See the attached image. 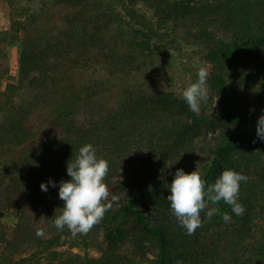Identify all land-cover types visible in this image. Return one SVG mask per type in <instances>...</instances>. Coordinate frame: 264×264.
Wrapping results in <instances>:
<instances>
[{
	"label": "rangeland",
	"instance_id": "rangeland-1",
	"mask_svg": "<svg viewBox=\"0 0 264 264\" xmlns=\"http://www.w3.org/2000/svg\"><path fill=\"white\" fill-rule=\"evenodd\" d=\"M187 6L192 10L186 11ZM240 17L264 22V0H48L46 4L0 0V108L6 85L17 83L21 52L51 45V53L57 52L63 64L56 69H65L71 77L68 85L93 84L90 96L78 102L75 118L82 126L108 112L110 116L118 113L119 104L136 98L137 91L171 90L182 96L183 89L195 82L200 66L208 71V100L201 105L208 115L226 107L221 91L210 83L212 73L221 72L228 105L242 116L256 117L264 110V48L239 55L223 53ZM139 23L149 35L148 49L135 45L128 29ZM92 43L95 66L84 68L86 58L92 57L84 54L85 49ZM82 57L79 66L75 65ZM34 95L35 89L26 86L17 92L15 102L19 115L40 122L45 115L33 108ZM1 116L7 114L0 112ZM238 130L236 125L212 122L191 127L182 135L178 149L168 154L167 164L202 174L213 150ZM129 140L142 157L141 148L149 143L147 135L136 133ZM226 168L247 176L239 193L245 208L242 216L232 214L223 201L209 202L208 208L219 209V214L208 218L207 209L202 211L201 225L189 235L178 225L166 200L170 183L162 187L156 200L138 202L135 207L149 227L160 226L167 232L172 247L185 250L190 264H257L251 252L254 244L264 242V140L256 130L244 138L216 178ZM224 212L232 216L227 223L222 219ZM0 224L10 234L16 220L0 211ZM101 232L98 222L83 234L87 245L75 247L73 241L62 238L56 248L58 258L74 254L94 259L95 264H151L154 260L152 236L131 230L122 241L108 245L101 241Z\"/></svg>",
	"mask_w": 264,
	"mask_h": 264
},
{
	"label": "trees",
	"instance_id": "trees-1",
	"mask_svg": "<svg viewBox=\"0 0 264 264\" xmlns=\"http://www.w3.org/2000/svg\"><path fill=\"white\" fill-rule=\"evenodd\" d=\"M47 1L41 0V3ZM234 26L224 54L239 55L250 49L264 48V22L240 17ZM140 27L141 23L137 27L128 25L133 43L143 50L148 49L149 35ZM94 46L92 43L85 49L84 54L92 57L86 58L84 68L95 66ZM52 48L47 45L39 51L23 50L17 83L7 84L2 92L0 112L7 117L0 118V211L15 218L16 224L10 234L0 224V264H95L94 259L74 254L64 260L58 258L56 248L62 245V238L73 241L74 247L79 243L87 245L86 238L83 234L72 235L66 227L58 230L53 226L63 201L58 196V187L49 186L47 192L40 188L49 178L56 182L69 180L67 163L74 160L78 149L87 143H91L97 156L109 165L104 183L109 191L107 202L114 205L99 221L101 241L115 245L132 230L155 240L151 264H190L185 250L172 247L167 232L160 226L149 227L135 207L138 202L156 200L162 187L172 182L176 168L174 164H167L168 154L178 149L185 131L210 122L232 124L239 129L213 150L210 165L200 174L211 184L244 138L256 130L258 118L264 111L256 117L238 114L228 105L222 73L213 72L210 83L221 91L226 105L216 114L208 115L204 108L196 113L190 111L182 96L171 90L137 91L136 98L119 104L118 113L110 116L108 112L82 126L75 118L78 102L81 97L90 96L88 91L93 84L83 88L68 85L71 77L65 69H56L57 64H63L59 55L55 56L57 52L51 53ZM83 59L75 61V65L79 66ZM26 86L35 89L32 106L45 115L40 122L28 119L25 114L19 115L15 96ZM156 114L164 117L157 118ZM136 133L146 134L149 141L141 148L142 157L129 140V136L135 137ZM251 253L257 264H264V242L254 244Z\"/></svg>",
	"mask_w": 264,
	"mask_h": 264
},
{
	"label": "clouds",
	"instance_id": "clouds-1",
	"mask_svg": "<svg viewBox=\"0 0 264 264\" xmlns=\"http://www.w3.org/2000/svg\"><path fill=\"white\" fill-rule=\"evenodd\" d=\"M196 77L195 82L182 91L183 100L194 113L199 112L202 103L208 100L207 69L198 67ZM256 135L260 140H264V114L258 118ZM66 170L69 180L56 182L49 178L46 183H41L40 188L47 192L49 186L58 187V196L63 201V207L59 209L60 214L53 219V226L58 230L66 227L72 235L84 234L90 231L111 207V202H107L109 191L104 183L109 165L105 159L97 156L94 146L87 143L78 149L75 159L67 163ZM242 182H247V176L230 168L224 169L211 184H207L197 170L186 173L183 169H177L172 182L168 184L169 195L166 200L178 225L191 235L201 225L202 211L207 209L205 215L208 218L219 214V209L208 208L209 202L216 205L223 201L236 216L245 213V208L239 201ZM115 199L113 196L112 200ZM222 219L227 223L232 216L224 212Z\"/></svg>",
	"mask_w": 264,
	"mask_h": 264
}]
</instances>
